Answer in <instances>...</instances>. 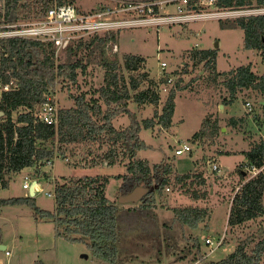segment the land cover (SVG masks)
Wrapping results in <instances>:
<instances>
[{"label": "rangeland", "instance_id": "rangeland-1", "mask_svg": "<svg viewBox=\"0 0 264 264\" xmlns=\"http://www.w3.org/2000/svg\"><path fill=\"white\" fill-rule=\"evenodd\" d=\"M70 1L87 10L111 7L119 2ZM234 18L237 17L124 28L120 29L121 33L117 34L116 40L108 41L103 48L92 47L79 50L76 54L68 48L55 54L57 63L73 58L87 64L85 71L79 69L77 82L58 79L55 90L49 94L58 108L74 105L75 97L81 93H85L88 99L97 97V90L105 82V62L118 61L121 65L126 53L144 56L146 64L143 70L149 72L155 80L172 76L171 82L159 86L161 98L157 106H139L132 102L130 109L134 114L118 113L112 116L117 128L129 126L135 118L141 122L153 117L155 109H161L170 88L176 82V108L172 125L167 128L160 125L143 128L141 137L146 147L137 152V157L146 159L151 165L164 162L171 164V180L165 187L155 191L154 209L158 214L161 231L166 228L163 223L168 222L169 233L173 236L168 240L160 238L159 247L148 238L144 240L137 237L136 241L129 236L122 244L123 254L119 264H209L226 257L241 242H246L248 248L252 249L264 237V216L234 228L228 226L231 201L239 189L241 179L252 177L243 150L264 136V113L257 104L262 96L257 91L243 90L238 98L224 104L223 97L228 93L224 76H216L213 69L206 68V60L195 63L191 54L195 50L214 48L217 52V71H227L251 62L256 72L263 73L264 59L260 53L244 47V29L224 25L227 19ZM162 61L168 63L165 70L161 68ZM125 73L127 76L131 74L127 71ZM179 78L181 81L178 82ZM102 106L106 107L104 102ZM22 111L14 112L13 117L16 118ZM232 117L243 119L234 125L229 121ZM217 127L219 132L212 134ZM200 130L205 131V136L193 139L194 134ZM185 143L191 149L176 154V149ZM107 148L106 142L102 146L98 143L71 144L67 158L55 156L52 163L47 162L42 166L40 172L36 173L34 168L28 167L14 173L10 186L0 187V197L28 195L30 189L24 188L23 183L29 178L30 186L33 180H37V204L41 208L54 210L55 196L48 193L55 192L56 183L62 181L63 177L101 174L109 177L106 195L119 205H131L119 202L124 178L118 176L128 172L127 166L122 162L107 164L101 161ZM92 160L101 164L88 165ZM214 163L221 166L220 171L213 168ZM186 173L191 177L182 181L176 179L178 174ZM199 175L206 179L203 186L199 184ZM194 190L204 191L206 196L195 199ZM175 207L203 208L206 215L193 225L183 224L175 217ZM207 238L215 242L222 238L223 242L211 251L213 245L206 243ZM2 244L6 246L5 249L1 248ZM6 250L10 251L9 255ZM0 262L111 264L96 256L93 248L84 240L74 241L57 235L55 222L50 219L36 220L33 209L28 205L0 206ZM261 264H264V254Z\"/></svg>", "mask_w": 264, "mask_h": 264}, {"label": "trees", "instance_id": "trees-1", "mask_svg": "<svg viewBox=\"0 0 264 264\" xmlns=\"http://www.w3.org/2000/svg\"><path fill=\"white\" fill-rule=\"evenodd\" d=\"M1 21H17L42 17L47 7L58 1L68 0H1ZM70 1V0H69ZM264 5V0H217L219 9H240ZM227 26L241 27L245 31L244 47L257 50L264 59V14L227 19ZM121 30L111 33L94 34L80 39L70 46L74 54L79 50L103 48L108 41L116 40ZM72 54V55H74ZM195 63L206 60L205 67L211 68L216 76H224L228 93L223 103L238 98L243 90L257 91L262 98L257 104L264 113V72L258 73L252 63L240 65L227 71H217L216 49H202L191 52ZM146 58L142 55L126 53L123 64L105 62L104 84L97 90V97L87 98L85 93L75 97L71 106L59 108L57 124H47L35 116L38 106L46 102L55 90L58 79L77 82L79 69L85 71L87 64L80 59L56 62L55 47L51 42L14 38L0 40V77L17 80V88L4 93L0 99V187L10 186L14 173L25 168L41 171L42 166L55 156L67 158L69 145L78 143L100 146L108 144L103 153L107 164L125 163L127 173L119 175L124 181L120 195L130 192L138 185L147 186L149 191L140 202L119 205L106 195L109 177L106 175L65 176L56 183L54 210L41 208L36 196L0 197V206L28 205L33 209L36 220L50 219L56 224L57 235L70 240H84L93 248L96 256L119 264L123 254V242L128 237L148 238L160 246V238L171 239L170 225L161 231L158 214L154 209L155 191L165 187L171 180L172 168L168 162L151 165L146 159L137 157V152L146 147L141 137L143 128L156 125L170 127L176 108V85H172L161 109H155L153 117L141 122L136 118L123 128L113 124L116 114H134L130 103L139 106H157L160 102L161 84H168L170 75L159 80L144 71ZM125 71L130 72L128 76ZM133 72V73H132ZM181 78L178 79V82ZM145 84V86H143ZM179 85V83L177 84ZM53 101V100H52ZM105 103L106 107L102 106ZM248 102V101H247ZM23 110L13 117V113ZM242 117L230 118L231 124H238ZM219 127L212 134H217ZM205 131L196 132L193 139L203 138ZM214 136V135H213ZM248 167H263L256 175L243 177L239 189L231 201L228 226L234 228L248 221L264 216V136L243 150ZM227 153V152H226ZM231 153V152H228ZM126 161V162H125ZM101 164L92 160L88 165ZM241 174L243 171L240 170ZM191 175L178 174L177 180H186ZM206 179L199 175V184ZM206 192L194 190L193 197H205ZM176 218L183 224H195L206 215L199 207L174 208ZM134 241V243H137ZM264 254V237L249 249L241 242L226 257L209 264H261ZM196 259V258H195Z\"/></svg>", "mask_w": 264, "mask_h": 264}, {"label": "built area", "instance_id": "built-area-1", "mask_svg": "<svg viewBox=\"0 0 264 264\" xmlns=\"http://www.w3.org/2000/svg\"><path fill=\"white\" fill-rule=\"evenodd\" d=\"M217 0H119L111 7L87 10L72 1L51 3L44 15L34 19H21L17 21H0V40L23 38L51 42L55 47V54L64 52L80 39L94 34L111 33L124 28L135 26H162L177 23H190L208 18H231L264 14V5L240 9H219ZM3 2L0 0V9ZM173 8V9H172ZM210 9V10H208ZM117 50V45H115ZM168 66L166 61L161 62V68ZM173 80L169 78V82ZM17 88L15 77L4 80L0 77V99L4 93ZM251 105V102H247ZM35 116L39 121L47 124H57L59 121V108L57 103L49 97L46 102L38 106ZM191 146L183 144L176 149V154L189 151ZM52 163L51 160L48 163ZM213 168L221 170V166L214 163ZM252 176L263 167H249ZM32 185V184H31ZM23 187L30 189L29 178H26ZM54 195L55 192H49ZM223 239L214 241L207 238L206 243L213 245L211 251L221 245ZM6 254H10L6 250ZM2 264V263H1Z\"/></svg>", "mask_w": 264, "mask_h": 264}, {"label": "water", "instance_id": "water-1", "mask_svg": "<svg viewBox=\"0 0 264 264\" xmlns=\"http://www.w3.org/2000/svg\"><path fill=\"white\" fill-rule=\"evenodd\" d=\"M37 184V180H33L32 185L29 190L30 196H35V186ZM149 191L147 186L138 185L134 187L130 192L126 194H122L119 198V202L121 203H138L142 197ZM1 248L4 249L5 245H1ZM1 264V262H0Z\"/></svg>", "mask_w": 264, "mask_h": 264}, {"label": "crops", "instance_id": "crops-1", "mask_svg": "<svg viewBox=\"0 0 264 264\" xmlns=\"http://www.w3.org/2000/svg\"><path fill=\"white\" fill-rule=\"evenodd\" d=\"M5 248H6V246H5ZM5 248H4V249H5Z\"/></svg>", "mask_w": 264, "mask_h": 264}]
</instances>
